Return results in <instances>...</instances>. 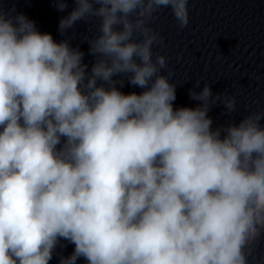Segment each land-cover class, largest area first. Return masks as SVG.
Returning <instances> with one entry per match:
<instances>
[{"label":"clouds","instance_id":"1","mask_svg":"<svg viewBox=\"0 0 264 264\" xmlns=\"http://www.w3.org/2000/svg\"><path fill=\"white\" fill-rule=\"evenodd\" d=\"M0 0V264H255L264 245V108L177 84L153 24L190 0H51L59 42ZM93 23L87 53L70 30ZM93 58L91 65L85 55ZM165 70H167L165 72ZM128 84L139 92H123ZM196 89H200L197 91Z\"/></svg>","mask_w":264,"mask_h":264}]
</instances>
